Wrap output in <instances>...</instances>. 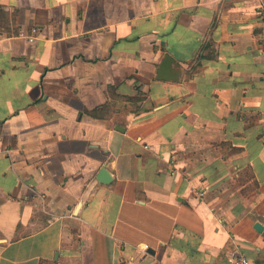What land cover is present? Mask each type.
<instances>
[{
  "label": "crops",
  "instance_id": "0c3cea01",
  "mask_svg": "<svg viewBox=\"0 0 264 264\" xmlns=\"http://www.w3.org/2000/svg\"><path fill=\"white\" fill-rule=\"evenodd\" d=\"M263 13L0 0V264H264Z\"/></svg>",
  "mask_w": 264,
  "mask_h": 264
},
{
  "label": "built area",
  "instance_id": "2783aa9c",
  "mask_svg": "<svg viewBox=\"0 0 264 264\" xmlns=\"http://www.w3.org/2000/svg\"><path fill=\"white\" fill-rule=\"evenodd\" d=\"M264 17V13H263ZM37 33V28L32 27L29 33L21 31L20 34L25 36L29 42H32ZM231 264H251V260L242 252H235L230 256Z\"/></svg>",
  "mask_w": 264,
  "mask_h": 264
},
{
  "label": "water",
  "instance_id": "95a60500",
  "mask_svg": "<svg viewBox=\"0 0 264 264\" xmlns=\"http://www.w3.org/2000/svg\"><path fill=\"white\" fill-rule=\"evenodd\" d=\"M99 180H101V181H106V180H108V175H107V172H106V170L104 169V168H101L100 169V171H99ZM260 225L258 224V223H256L255 224V228L256 229H260Z\"/></svg>",
  "mask_w": 264,
  "mask_h": 264
}]
</instances>
